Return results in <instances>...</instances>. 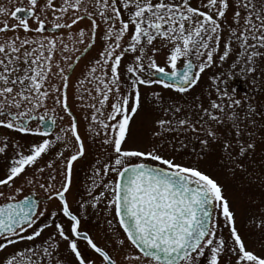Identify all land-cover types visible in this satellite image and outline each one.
Returning <instances> with one entry per match:
<instances>
[{
  "label": "snow or ice",
  "instance_id": "snow-or-ice-1",
  "mask_svg": "<svg viewBox=\"0 0 264 264\" xmlns=\"http://www.w3.org/2000/svg\"><path fill=\"white\" fill-rule=\"evenodd\" d=\"M222 41L219 62L235 53L231 68L254 74L264 60V0L0 3V264H264L217 176L164 154L169 134L190 132L205 149L219 146L231 175L248 173L258 148L251 129H264V112L258 122L256 107L221 88L222 77L211 78L216 98L209 92L207 107L194 98L196 119L153 90L152 143L127 146L145 104L142 89L187 95L216 63ZM93 49L97 55L85 60ZM73 104L102 148L78 211L69 196L89 149ZM57 109L65 115L57 118ZM65 116L69 123L54 133ZM11 133L37 139L26 145ZM100 205L103 244L84 227L88 208L99 213ZM250 223L264 230V217Z\"/></svg>",
  "mask_w": 264,
  "mask_h": 264
},
{
  "label": "rangeland",
  "instance_id": "rangeland-1",
  "mask_svg": "<svg viewBox=\"0 0 264 264\" xmlns=\"http://www.w3.org/2000/svg\"><path fill=\"white\" fill-rule=\"evenodd\" d=\"M4 0H0L3 3ZM198 0H192L193 5H196ZM227 35V33H225ZM127 39V38H126ZM223 52V41L221 42L220 51L216 56V63L212 67L205 70L201 74L198 84L189 91L187 95L177 94L174 90L164 89L162 85H152L149 88H143L142 91L145 96V104L139 115L135 116L132 121V138L128 142V147H148L152 141L149 139L152 132V120L156 115V112L152 106L147 102V98L150 93L155 90L162 93L166 102L176 101L180 105L184 106L186 111H191L193 119H196V106L199 101L195 100L196 96L204 102V106H208L207 94L212 93V98H216L215 86L212 83L213 77L223 78L220 80V87L232 92L235 98L241 99L245 105L251 103L257 109V115L255 119L260 122V112H264V60L257 61V71L254 74L247 72H241L240 68L232 69L231 65L235 60V53L230 55L228 59L221 63L219 62V55ZM129 56L127 60H131ZM194 59V57H193ZM127 60L125 62H127ZM160 64L164 63V57H158ZM224 80H227V85L224 84ZM192 105V108L188 106ZM52 107L51 102L49 108ZM73 112L78 119H81L82 112L77 104H73ZM53 115L52 112L48 113V116ZM59 115H65L62 110L57 109V118ZM69 123L67 116L63 121L57 119V127L54 130L59 132L60 127H63ZM87 121L81 119L80 133L84 136L85 145L89 149L87 155L76 165V175L74 177V187L72 194L69 196V202L73 205V211H78L77 201L87 199L86 189L90 187L91 169L90 165L93 164L94 159L101 154L102 148L100 144V138L87 134L85 132V126ZM256 133L258 141L257 152L252 158V161L248 163V173H242L237 171L233 176L227 171V163H221V154L218 145H212L210 149L202 147L200 139H191L192 133L182 134H169L165 139L170 143H165L164 154H173L179 161L186 163H198L202 169L211 172L217 176L221 183L225 186L226 195L232 202L233 208L236 212L237 227L240 229V233L245 237L248 246L256 252H264V230L257 229L255 224L250 223L252 219H255L257 223L264 217V164L261 160H264V156L261 155L260 147L264 145L259 144V139L264 136V129L259 127L251 129ZM4 130L0 129V134H3ZM17 139H20L21 143L29 144L36 137L22 133H11ZM203 134H201L202 139ZM54 138V136H53ZM184 141V146H181L180 141ZM176 151L173 153L172 149ZM47 159V157H45ZM43 163V161L41 162ZM3 164L0 163V168ZM112 178V177H111ZM17 183H20L17 181ZM42 195V193L36 192V196ZM103 205H100L99 213L92 208H88L85 213L86 219L84 221V227L90 229L91 233L95 235L96 240L103 244V232L107 231V225H104V212ZM98 225H104L103 230ZM47 232L44 233L46 236ZM227 236V230L222 232ZM26 242H21L16 247H24ZM8 251H12L9 248Z\"/></svg>",
  "mask_w": 264,
  "mask_h": 264
},
{
  "label": "flooded vegetation",
  "instance_id": "flooded-vegetation-1",
  "mask_svg": "<svg viewBox=\"0 0 264 264\" xmlns=\"http://www.w3.org/2000/svg\"><path fill=\"white\" fill-rule=\"evenodd\" d=\"M25 2H26V0H25ZM87 22H85V24H86ZM155 43H159L158 41L157 42H155ZM97 49H93V51L92 52H90L89 54H88V57H86L85 58V60H87V58H89V57H93V56H96L97 55ZM84 61H82V63H83ZM110 179H111V177H109Z\"/></svg>",
  "mask_w": 264,
  "mask_h": 264
},
{
  "label": "water",
  "instance_id": "water-1",
  "mask_svg": "<svg viewBox=\"0 0 264 264\" xmlns=\"http://www.w3.org/2000/svg\"><path fill=\"white\" fill-rule=\"evenodd\" d=\"M51 117H52V116H50L49 119H50ZM40 126H41V128H43V124H41ZM55 128H56V127H55ZM55 128H54V130H55ZM54 130H53V131H54ZM34 198H36V197L34 196Z\"/></svg>",
  "mask_w": 264,
  "mask_h": 264
}]
</instances>
